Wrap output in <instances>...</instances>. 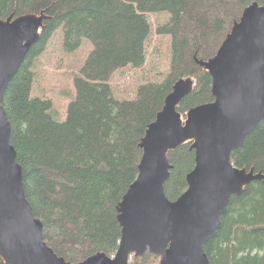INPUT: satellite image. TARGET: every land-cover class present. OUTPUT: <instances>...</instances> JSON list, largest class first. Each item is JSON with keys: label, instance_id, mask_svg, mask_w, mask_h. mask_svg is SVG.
Instances as JSON below:
<instances>
[{"label": "trees", "instance_id": "trees-1", "mask_svg": "<svg viewBox=\"0 0 264 264\" xmlns=\"http://www.w3.org/2000/svg\"><path fill=\"white\" fill-rule=\"evenodd\" d=\"M254 1L0 0L2 19L44 11L50 17L8 86L3 106L26 197L56 254L72 264L97 253L116 254L122 238L118 206L138 178L140 145L149 126L181 79L195 82L177 109L183 119L192 108L214 101L212 77L195 57L213 58ZM162 13L171 15L157 30L172 38L171 74L161 84L141 85L135 100L116 99L112 78L146 65L152 34L148 18ZM60 29L65 52H77L84 40L93 46L74 79L75 99L63 122L52 114L50 99L32 96L36 63ZM191 145L187 142L168 155L172 170L165 193L170 201L188 189L187 176L196 166ZM232 162L264 175V122L233 153ZM221 222L217 237L205 247L211 264H264V180L232 197ZM159 260L147 252L130 264Z\"/></svg>", "mask_w": 264, "mask_h": 264}, {"label": "water", "instance_id": "water-1", "mask_svg": "<svg viewBox=\"0 0 264 264\" xmlns=\"http://www.w3.org/2000/svg\"><path fill=\"white\" fill-rule=\"evenodd\" d=\"M46 11L7 19L0 16V258L2 264H72L46 243L41 220L26 197L23 169L11 144L5 92L32 47L40 40ZM196 63L212 77L214 101L178 112L193 91V79L172 88L141 143L136 181L118 206L122 238L114 256L97 253L77 264H130L150 252L157 264H211L205 252L215 239L234 196L262 173L240 169L233 153L264 122V0H255L236 21L217 54ZM187 142L196 154L187 191L170 201L165 186L168 155Z\"/></svg>", "mask_w": 264, "mask_h": 264}, {"label": "rangeland", "instance_id": "rangeland-1", "mask_svg": "<svg viewBox=\"0 0 264 264\" xmlns=\"http://www.w3.org/2000/svg\"><path fill=\"white\" fill-rule=\"evenodd\" d=\"M170 18L171 15L167 13L148 18L152 26V34L148 43L147 63L141 69L130 68L114 75L110 84L116 99L135 100L141 85L161 84L171 74L172 38L157 33L159 28L170 22ZM92 50V44L84 40L77 52L72 54L65 52L63 32L60 29L36 63L37 78L32 96L50 99L54 105L52 114L60 122L65 121L67 109L75 99L74 79L80 74Z\"/></svg>", "mask_w": 264, "mask_h": 264}]
</instances>
